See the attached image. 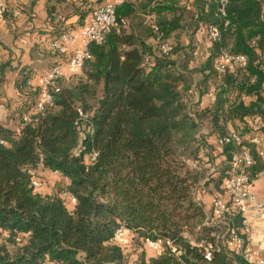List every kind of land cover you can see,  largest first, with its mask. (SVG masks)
Returning <instances> with one entry per match:
<instances>
[{
  "label": "trees",
  "instance_id": "trees-1",
  "mask_svg": "<svg viewBox=\"0 0 264 264\" xmlns=\"http://www.w3.org/2000/svg\"><path fill=\"white\" fill-rule=\"evenodd\" d=\"M218 7L219 0H124L105 41L89 46L91 58L77 80L66 87L67 80L59 81L60 90L33 123L23 118L33 114L39 86L30 82L32 69H20L17 127L0 121V264H126V250L115 238L120 227L136 245L139 263L205 264L194 242L213 239V228L204 224L211 204L198 192L222 189L230 157L242 146L252 150L253 177L262 166L245 117L264 118V0H229L225 17ZM88 14L79 12L81 25ZM145 15L155 17L146 29L152 42L136 31ZM49 18L52 38L73 27L58 10L50 9ZM210 25L221 35L205 61L192 67L193 46L182 37L189 30L193 35V26L207 34ZM157 32L172 43L168 54L160 52ZM223 50L245 55L247 66L218 73L214 60ZM194 76H200L196 82ZM209 81L220 82L216 98L201 107L194 92L205 94ZM79 108L86 119L76 125ZM204 119L218 137L230 121L242 139L219 149L206 144V151L224 158L219 174L207 179L184 157L194 142L199 147L195 134ZM40 167L58 173L64 186L35 189L31 178ZM156 242L160 250L146 256V245ZM218 244L210 264H249Z\"/></svg>",
  "mask_w": 264,
  "mask_h": 264
},
{
  "label": "built area",
  "instance_id": "built-area-1",
  "mask_svg": "<svg viewBox=\"0 0 264 264\" xmlns=\"http://www.w3.org/2000/svg\"><path fill=\"white\" fill-rule=\"evenodd\" d=\"M229 0H219L218 12L222 17L226 16V5ZM124 0H107L92 10L90 20L78 28H69L57 38L49 40L50 51L57 55L60 60L50 66L41 74L39 83L40 98L36 103L33 114L24 116V122L33 123L36 116L41 114L47 104L53 100V92L60 90L59 81L67 80L73 71L81 70L87 59L91 58L89 46L92 43L101 44L117 23L116 8ZM8 0H0V21L6 15ZM229 20L225 19L224 27ZM157 30V27H156ZM221 35L220 27L210 25L207 28V38L212 41ZM158 48L161 53L168 54L172 50V43L162 38V33L157 32ZM2 46L0 44V63L2 62ZM248 58L243 54H235L223 50L214 60V67L218 73L222 74L235 68H245ZM216 98L214 90L206 93L208 102H213ZM239 99L248 101V96L241 93ZM80 120H85L86 115L82 109H78ZM34 115V116H33ZM249 133L247 138L254 145L255 150L264 157V118L261 114H253L245 117ZM229 141L240 143L242 141L239 133L231 128L228 132L217 138L216 143L223 146ZM97 152L91 153L87 158L92 161L96 158ZM254 164L252 150L247 146H242L235 151L229 160V168L222 182L223 194H217L213 199V204L204 219V224L213 228L211 232L212 240L200 243L194 242L201 248V254L205 264H210L214 253L220 251V245L228 243L236 245V254L241 255L249 264H264V247L257 250L252 247V240L258 235V222L264 223V199L260 198L254 189L253 176L250 167ZM31 184L35 189L43 185L42 179L33 174ZM62 198L74 202L75 198L68 192L61 193ZM239 222V224H238ZM124 230L117 229L115 238L118 239ZM159 251V242L153 243ZM170 244V242H169ZM176 255L180 257V251L172 248ZM180 264H188L180 259Z\"/></svg>",
  "mask_w": 264,
  "mask_h": 264
},
{
  "label": "crops",
  "instance_id": "crops-1",
  "mask_svg": "<svg viewBox=\"0 0 264 264\" xmlns=\"http://www.w3.org/2000/svg\"><path fill=\"white\" fill-rule=\"evenodd\" d=\"M105 1L107 0H8L6 15L4 19L0 21V43L3 51L1 63L4 64L0 73V90L2 92V96H0V106L4 104L6 100L5 95L8 92L10 93V97L12 96L10 103L13 106L19 104L21 98L17 90L16 81L19 71L23 66H27L34 71L33 79H31L30 82L39 85L41 74L44 72L42 71L40 73V71L42 67L49 63L46 62V60L53 62L58 61V56L53 54L49 49V40L52 38L49 33L51 30L49 10L53 9L60 11L67 16V24H72V28H78L83 26L79 23V12L86 10L89 12L84 19L85 25L91 18L93 8ZM182 3H184V1H182ZM186 4L190 5V2ZM154 18L153 15H145L144 18H141L140 25L138 24L136 26V31L139 32L143 38H147L148 42H152V39L147 37V24L151 20H154ZM191 31L194 34L190 35L189 30V34L182 37V43L193 46L194 56L191 61L193 67L202 64L208 57L212 41L207 38L206 31H203L201 27L195 29V26H193ZM53 64L55 63H52L50 66ZM80 72L81 70L73 71L72 74ZM71 77L69 79H71ZM199 77L200 76H194L195 82ZM195 82L192 84V87ZM219 83L218 81L214 83L209 81L210 86L206 93L209 90L215 89L214 91L216 94ZM206 93L199 95L197 92H194L193 102H198L201 107L211 103L207 101ZM1 120V122L10 126L11 122H13L14 126L17 127L16 119L12 118L6 123V114H4ZM231 128H233V125L229 121L228 130ZM217 138L218 136L213 134L210 136L209 142L216 143ZM215 145L217 149H219L220 146L217 143ZM255 152L259 154L256 150ZM215 153L217 155L218 151L216 150ZM259 156L262 161V166L257 176L253 177V183L258 196L264 199V157L260 154ZM221 158L223 157L221 156ZM197 197L201 198L207 206L211 204L212 198L209 197V195L207 196L205 191H199ZM257 227L258 235L253 238L252 247L259 250L264 247V223L261 221L258 222ZM226 247L229 249L228 251L236 253V245L234 243H228ZM156 251H158L157 248Z\"/></svg>",
  "mask_w": 264,
  "mask_h": 264
},
{
  "label": "rangeland",
  "instance_id": "rangeland-1",
  "mask_svg": "<svg viewBox=\"0 0 264 264\" xmlns=\"http://www.w3.org/2000/svg\"><path fill=\"white\" fill-rule=\"evenodd\" d=\"M1 44V43H0ZM202 59V58H201ZM57 60V59H54ZM60 60V58L58 59V61ZM57 61V62H58ZM49 62L47 63L46 66L42 67L40 73L42 71H45L46 69H48V67L52 64V63H57L56 61H47ZM52 62V63H50ZM20 72V71H19ZM79 73H73L72 77L69 81H65L62 83V86L66 87L71 85L72 82H75L77 80V76ZM0 96H2V92L0 90ZM6 100L4 102V104L2 106H0V121H2L1 119H3L4 114H6V123L9 122L10 119H18L17 117V107L18 105H12L10 103L12 96L10 97V93L8 92L6 95ZM92 102V101H90ZM13 107V109H12ZM11 117V118H10ZM11 126H14V123L11 122ZM211 128L212 126L210 125V121L209 119H204V121L201 123V125L197 128L196 130V138L199 139V147H197V142H194L188 149L185 150V155L184 157L186 158L187 163L189 164V166H191L192 168H197L198 170H200L202 172V178L205 177V179H207L208 177L213 176H217L219 173L218 170H221V163H222V159L219 155H216L215 151L214 152H210V151H206V144L208 143H212L215 145V142H209L210 141V136L213 135V133H211ZM202 148V150H201ZM197 156H194V155ZM220 158V159H219ZM219 159V161H218ZM227 166V165H226ZM36 174L42 179L43 181V185L38 189V191L41 192H53L55 190H60L63 186H64V179L57 173H54L52 171L46 170L42 167L38 168L36 170ZM212 186H210L208 189H205V194L209 197L212 198L211 201V206L213 204V199L215 198V196L217 194H223L225 195V192L223 189H218V190H214V187L211 188ZM211 209V207H210ZM209 209V210H210ZM209 210L207 212H209ZM0 240L1 236H0ZM119 243L124 247V249L126 250L127 253V262L126 264H142L139 263L138 258V253L135 250V244L134 242L131 240V238L129 236H127L125 233L122 234L119 238H118ZM7 247L10 250H13L15 248L14 245H12L11 243H7ZM225 248H227L225 246ZM146 249V256H151L156 252V248L154 247V245H146L145 247ZM227 250H229L227 248Z\"/></svg>",
  "mask_w": 264,
  "mask_h": 264
}]
</instances>
